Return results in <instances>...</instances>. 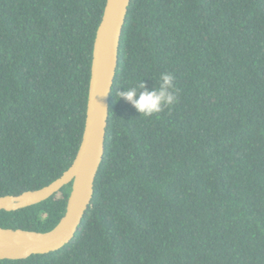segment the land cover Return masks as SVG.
I'll return each mask as SVG.
<instances>
[{
	"label": "trees",
	"instance_id": "obj_1",
	"mask_svg": "<svg viewBox=\"0 0 264 264\" xmlns=\"http://www.w3.org/2000/svg\"><path fill=\"white\" fill-rule=\"evenodd\" d=\"M106 0H0V197L58 179L79 147ZM174 77L145 117L118 92ZM71 184L0 211L45 233ZM0 264H264V0H130L93 196L61 249Z\"/></svg>",
	"mask_w": 264,
	"mask_h": 264
},
{
	"label": "water",
	"instance_id": "obj_2",
	"mask_svg": "<svg viewBox=\"0 0 264 264\" xmlns=\"http://www.w3.org/2000/svg\"><path fill=\"white\" fill-rule=\"evenodd\" d=\"M130 0H106L92 47V59L81 141L70 167L38 190L0 197V211L37 205L71 184L65 212L48 232L0 228V260H23L61 249L74 237L87 211L93 184L104 154L109 97L115 77L118 49Z\"/></svg>",
	"mask_w": 264,
	"mask_h": 264
},
{
	"label": "clouds",
	"instance_id": "obj_3",
	"mask_svg": "<svg viewBox=\"0 0 264 264\" xmlns=\"http://www.w3.org/2000/svg\"><path fill=\"white\" fill-rule=\"evenodd\" d=\"M119 99L129 103L140 115L145 117L161 113L165 107L174 106L177 101L174 77L162 73L158 87L147 90L142 82L118 92Z\"/></svg>",
	"mask_w": 264,
	"mask_h": 264
}]
</instances>
